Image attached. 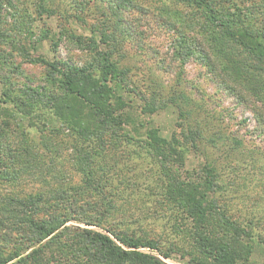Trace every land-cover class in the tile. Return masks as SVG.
I'll list each match as a JSON object with an SVG mask.
<instances>
[{
    "label": "trees",
    "instance_id": "1",
    "mask_svg": "<svg viewBox=\"0 0 264 264\" xmlns=\"http://www.w3.org/2000/svg\"><path fill=\"white\" fill-rule=\"evenodd\" d=\"M176 1L186 2L199 11V27L209 47L217 50L220 57L229 59V64L236 67L237 77L248 81L247 86L255 97L264 94V82L259 84L258 75L253 73L261 64L264 74V0H250L247 6L245 1L248 0H237L238 3L236 0ZM51 3L52 0H38L39 12L53 13ZM224 3L222 13L223 8L216 5L221 7ZM122 4L104 9L100 26L89 30L87 37L77 36L80 45L91 54V61L86 65L77 67L42 55L32 58L60 77L64 91L60 102L52 93L46 96L44 104H50L53 114L43 116L52 122L43 123L38 139L28 136L22 121L34 125L36 117L32 113L38 104H24L17 96H9L8 89L0 96V108L3 103H11L5 109L12 117L0 127V183L39 186L36 192H25L22 188L14 192L0 190V264H169L141 249L157 250L158 245L153 239L102 226L103 216L113 206L114 192L105 189L112 182L107 179L112 173L118 175L123 165H128L125 148L118 149L129 143L138 147H133L132 156L139 157L144 152L153 160L157 169L156 182L163 184L160 196L176 205L187 220L185 230L191 235L197 253L191 255L186 264H264L251 263L254 245L264 242L256 228L259 219L251 214L239 220L228 212L222 196L226 192V182L221 179L216 159L207 156V148L202 145L205 141V144L216 146V137L222 138L221 134L215 132L216 137L203 139L202 129L197 124L196 128H187L183 138L175 133L165 137L157 126L142 121L137 123L138 119L128 112L134 107L132 98L128 97L131 92L140 100L136 107L138 112L134 111L137 115L152 114L159 105L165 107L161 101L168 103L175 99L164 96L162 86L156 82L154 86L158 89L150 91L149 96L137 93L128 83L122 85V80L130 75L128 68L119 67L124 54L116 12L123 9ZM45 35L46 32L41 37ZM53 44L56 47L55 41ZM18 49L26 54L23 43ZM4 62L0 57V65ZM0 76L8 78L1 71ZM119 87L123 88L124 94L118 92ZM31 91L35 92V89ZM33 96L35 98L32 97L30 102H37L36 95ZM37 96L40 95L37 93ZM179 97H184V93L180 92ZM185 99L189 100L188 97ZM51 101L55 102L51 104ZM74 102L80 105L74 106ZM177 107L179 116L190 114V111H183L180 103ZM128 125L141 132L142 138H135L131 134L132 128L127 129ZM178 125L181 124L178 122ZM230 140V148L225 146L227 153L242 147L238 137L227 138V142ZM65 148L69 150L65 153L67 161L82 175L79 184L73 183L70 172L66 174L61 167ZM188 150L202 151L204 160L198 170L185 168ZM250 161L253 168L258 160L251 156ZM237 168L245 166L231 169ZM261 168L264 171V166ZM124 182L126 186L136 184L135 179L123 175L120 182L113 185L121 187ZM157 188L154 185L156 193ZM93 194H100L103 201L107 200L105 210L97 212L99 203L88 199ZM239 195L234 197L238 199ZM72 220L85 226L68 223ZM92 225L106 232L90 228ZM162 255L172 257L170 252Z\"/></svg>",
    "mask_w": 264,
    "mask_h": 264
},
{
    "label": "rangeland",
    "instance_id": "2",
    "mask_svg": "<svg viewBox=\"0 0 264 264\" xmlns=\"http://www.w3.org/2000/svg\"><path fill=\"white\" fill-rule=\"evenodd\" d=\"M0 3V57L5 60L0 65V71L8 76L6 79L0 76V96L3 90L8 89L9 96H17L24 104L39 105L32 113L36 117L34 125H27V121L22 120L23 125L26 124L24 129L32 139H38L43 123L52 122L43 116L53 114L50 104H44L46 96L52 93L60 102L64 92L60 77L32 58L42 55L77 67L86 65L91 61V54L80 45L77 36L87 37L89 30L100 26V15L104 9L123 3V9L116 12L119 30L122 31L118 35L122 36L121 52L124 54L119 67L128 68L130 75L122 80V85L128 83L137 93L149 96L150 91H157V86H154L156 82L162 86L164 96L175 99L168 103L161 101L165 107L159 105L160 108L152 114L137 115L135 112H138L136 107H139L140 100L131 92L128 97L132 98L134 107L129 108L128 112L138 119L137 123L142 121L157 126L159 133L165 137L175 133L183 138L187 128H196L197 124L202 129L203 139L216 137L215 132H219L222 138L216 137V146L205 144V141L202 145L207 148V156L216 159L221 179L226 182V192L222 194L225 206L239 220L256 215L259 219L256 228L264 238V171L261 168V165L264 166V94L255 97L247 86L248 81L237 77L236 67L229 64V59L220 57L217 50L209 47L199 27V11L186 2L176 0H52L50 7L53 13L47 15L39 12L38 0H0ZM250 3V0L245 1V6ZM216 6L223 8V13L226 3L221 7ZM161 13L163 15L160 16ZM171 13L176 15L171 16ZM171 22L175 25L169 26ZM44 32L45 37H41ZM22 43L26 47L25 55L18 49ZM253 73L258 75L259 84L264 82L261 64ZM31 89H35V92ZM122 89L119 87L117 90L124 94ZM180 92L184 93V97H179ZM33 94L37 102L32 103L30 99L35 98ZM54 102L51 101V104ZM179 103L183 111H190V114L179 116ZM10 104L3 103L0 108V127H3L5 120L12 119L5 109ZM78 105V102H74V106ZM196 112L199 113L196 115ZM127 129L135 131L132 125H128ZM133 132L131 134L135 138H142L141 132ZM232 136L242 141V147L227 153L225 148L232 145L227 138L231 139ZM133 147L138 149L135 143L118 149L125 148L128 165H123L124 170V167L119 168L118 175L112 173L107 179L112 182L105 189L114 192L111 197L113 206L103 216L102 226L153 239L158 245L157 250L141 249L169 264H186V260L197 253L191 235L185 230L187 220L183 219L176 205L160 196L163 184L160 180L156 182L153 160L144 152L139 157L132 156ZM67 149L62 152L65 159L61 167L66 174L70 172L73 183L79 184L82 175L76 170L77 167L67 161ZM185 155V168L198 170L204 160L202 151L188 150ZM251 156L258 160L253 168ZM235 166L245 168L231 169ZM123 175L135 179L136 184L133 187L131 184L126 186L125 182L121 187L113 185L120 182ZM154 185L159 187L157 193ZM21 188L25 192L39 190L36 184L26 183L20 187L4 181L0 183L1 191L14 192ZM235 194H240L238 199L234 197ZM88 199L99 203L97 212L105 210L107 200L103 201L100 194H93ZM68 223L85 226L80 221ZM89 227L106 232L99 226ZM163 252H170L172 257L165 258ZM261 262H264V242L254 245L251 256V263Z\"/></svg>",
    "mask_w": 264,
    "mask_h": 264
}]
</instances>
